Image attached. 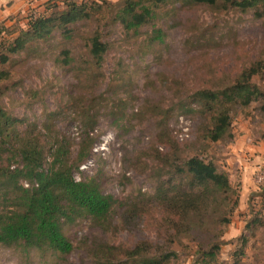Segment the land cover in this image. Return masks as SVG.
Wrapping results in <instances>:
<instances>
[{
	"label": "rangeland",
	"instance_id": "1",
	"mask_svg": "<svg viewBox=\"0 0 264 264\" xmlns=\"http://www.w3.org/2000/svg\"><path fill=\"white\" fill-rule=\"evenodd\" d=\"M44 2L61 4L11 0L7 15L1 6L5 37L25 29L26 16L43 11ZM96 26L93 20L82 21L70 40L57 34L12 54L3 66L10 79L0 102L15 116L36 123L46 137L64 138L73 157L82 134L90 130L94 145L74 174L77 179L100 174L104 193L118 201L113 221L105 229L86 217L66 226L74 250L59 260L0 245V264H97L85 247L96 240L121 248L148 242L151 254L173 253L168 264H199L200 251L219 242L211 264H232L241 235L247 243L238 264H264V178L259 180L264 111L258 102L232 105L233 137L212 142L199 134L201 117L189 103L192 92L224 87L258 62L263 70L252 80L264 90V18L253 10L168 0L156 8L152 24L134 32L105 27L109 48L100 66L88 53V36ZM64 48L70 51V64L57 61ZM168 153L213 160L233 185L247 168L250 178L224 229L212 212L192 220L188 231L165 223L153 194L164 171L160 159ZM256 218V225H248Z\"/></svg>",
	"mask_w": 264,
	"mask_h": 264
},
{
	"label": "trees",
	"instance_id": "2",
	"mask_svg": "<svg viewBox=\"0 0 264 264\" xmlns=\"http://www.w3.org/2000/svg\"><path fill=\"white\" fill-rule=\"evenodd\" d=\"M177 1L184 6L204 4L219 9L253 10L255 17L264 18V0ZM167 2L61 0L60 5L44 2V10L26 16L25 29H19L15 36L5 37L7 27L0 25V101L10 79L9 71L3 66L12 54L26 51L34 43L48 41L57 34L70 40L78 23L93 20L97 26L88 36V53L93 63L100 66L109 48L104 40L105 27L119 26L125 34L134 32L152 24L156 8ZM154 32L159 34L157 29ZM61 54L57 61L70 64V51L64 48ZM262 70L258 62L244 68L224 87L202 88L190 94L189 103L197 106L201 117L199 134L204 139L216 142L233 137L231 107L234 104L246 107L258 102L259 110L264 111V90L252 80ZM89 131L82 134L73 157L64 138L46 137L36 123L15 116L0 102V245L18 248L27 256L36 252L59 260L74 250L66 226L85 217L103 229L112 223L118 201L104 193L100 174L79 179L74 174L94 145ZM160 161L164 171L158 174L153 199L161 208L165 223L175 230L188 231L192 220H201L212 212L224 229L239 205L240 181L233 185L226 171L199 154L184 158L174 154L171 158L168 153ZM258 222L256 218L248 225ZM239 239L237 258L232 264L239 263L238 257L247 243L246 236ZM209 245L200 251L199 264L215 261L220 243ZM85 247L97 264H168L173 256L172 252L151 254L148 242L121 248L96 240Z\"/></svg>",
	"mask_w": 264,
	"mask_h": 264
},
{
	"label": "crops",
	"instance_id": "3",
	"mask_svg": "<svg viewBox=\"0 0 264 264\" xmlns=\"http://www.w3.org/2000/svg\"><path fill=\"white\" fill-rule=\"evenodd\" d=\"M9 1H11V0H0V7L2 6V7H5L6 6V4L9 2ZM17 0H15V2H16ZM10 7H11V5H10ZM8 8V7H5L4 9H3V13H5L6 15L7 14H9V13H11V11H12V8ZM249 178H250V174L248 173V171H247V168H246V170H245V173L241 176V177H239V181L241 182V184H240V188L241 187H246V181L248 182V180H249Z\"/></svg>",
	"mask_w": 264,
	"mask_h": 264
},
{
	"label": "built area",
	"instance_id": "4",
	"mask_svg": "<svg viewBox=\"0 0 264 264\" xmlns=\"http://www.w3.org/2000/svg\"><path fill=\"white\" fill-rule=\"evenodd\" d=\"M262 175L259 176V180H262L264 178V168L262 169Z\"/></svg>",
	"mask_w": 264,
	"mask_h": 264
}]
</instances>
